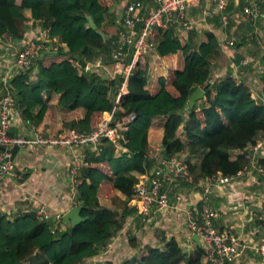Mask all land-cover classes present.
<instances>
[{
    "label": "trees",
    "instance_id": "obj_1",
    "mask_svg": "<svg viewBox=\"0 0 264 264\" xmlns=\"http://www.w3.org/2000/svg\"><path fill=\"white\" fill-rule=\"evenodd\" d=\"M117 1L0 0L1 38L23 39L26 20L33 17L61 42L58 51L45 53L11 80L19 109L29 122L42 127L53 121L54 131L62 133L67 128L89 131L105 121L122 78L87 71L84 65L98 56L111 63L116 22L107 20L115 14L110 10ZM26 9L31 13L26 14ZM98 29L105 32V39ZM189 29L179 33L173 27L155 29V48L139 61L129 77L128 91L120 98L122 110H134L135 118L120 125L122 137L103 138L99 154L87 146L86 162L73 188L76 201L83 204L81 214L88 218L71 226L62 219L41 218L35 210L15 216L0 211V264H82L98 254L134 212L129 200L137 177L153 165L148 144L159 130L161 155L187 152L194 177L219 171L232 175L243 167L245 155L238 152H249L264 137V103L229 73L211 83L210 57L219 54L220 43L208 30L206 39L199 41L196 30ZM197 86L205 96L188 107ZM193 156L198 157L197 164L191 161ZM258 162L264 166V157ZM118 196L126 202L122 211L105 204ZM128 244L135 251L120 264H199L206 253L198 244L186 251L174 237L164 248L136 236H129ZM93 264L115 263L99 259Z\"/></svg>",
    "mask_w": 264,
    "mask_h": 264
},
{
    "label": "crops",
    "instance_id": "obj_2",
    "mask_svg": "<svg viewBox=\"0 0 264 264\" xmlns=\"http://www.w3.org/2000/svg\"><path fill=\"white\" fill-rule=\"evenodd\" d=\"M228 1V11L231 16L229 23H224L219 16H213L205 22L193 23L190 29L196 30V38L199 41L206 39L204 32L208 30L216 35L220 43L219 54L210 57L213 65L211 81L217 82L229 73L235 79L240 78L245 82L251 88L255 99L257 95L260 100H264V19L259 16L255 20H237L241 17L243 5L251 4V1ZM259 4L264 14V0H260ZM206 6L212 8V1L200 0L198 4L189 6L191 19L196 20V16ZM25 11L26 14L31 13L29 9ZM110 12L116 13L117 5H114ZM110 15L108 22L116 19L115 14ZM26 24L27 29L23 39L16 41L11 37L2 38L3 46H0V53H6V47L9 45H12V50H16L26 39L36 36L40 28L48 30L40 19L33 17H28ZM256 33L263 36L262 42L249 39L250 34ZM230 39L235 40L234 45L228 43ZM245 58H248V63L242 62ZM255 79L259 81L256 82ZM256 100L260 102L259 99ZM30 123L23 117L21 110L17 109L11 131L14 134H28ZM38 127L52 132L55 130V122H48ZM161 135L159 130V134L154 135L156 139L148 144L149 156L161 155ZM72 151L75 149L65 146L29 145L21 147L13 158L19 175L9 174L0 179V211L15 216L31 210L36 212L42 210L45 217L54 221L61 220L62 215L78 203L68 173ZM238 153L245 155L243 167L240 169L242 172L235 174L225 184L213 182L211 185L212 197L218 213L217 224L221 228L232 229L240 237L241 246L232 264H264V255L257 249V244L263 235V226L250 212L251 209L264 205V178L255 167L259 155L252 152ZM178 154L186 161L187 152H178ZM191 161L197 164L199 160L198 157L193 156ZM208 182V176L193 177L191 182H178L176 192L183 194L182 200L176 202L173 194L171 196L172 206L155 210L152 221L148 225L141 224L135 212L129 214L122 229L108 240L98 254L86 258L82 264H93L99 259L120 264L125 257L135 251L128 244L129 236H136L143 243L161 248H164L165 243L174 237L186 251L195 249L198 244L203 245L204 252H206V245L202 242L199 244L193 238L194 232L186 223L183 209L199 200L201 190ZM105 204L119 211L126 206L125 200L119 196L115 201L106 200Z\"/></svg>",
    "mask_w": 264,
    "mask_h": 264
},
{
    "label": "built area",
    "instance_id": "obj_3",
    "mask_svg": "<svg viewBox=\"0 0 264 264\" xmlns=\"http://www.w3.org/2000/svg\"><path fill=\"white\" fill-rule=\"evenodd\" d=\"M210 1L213 7L203 8L202 19L219 16L224 23H227L229 21V1ZM245 1H251V4L246 3L244 7V11L248 13L251 20L259 16L264 19V14L260 10V0ZM198 2L200 0H125L123 2L118 0L115 13L116 31L111 39L112 61L107 63L103 56H98L88 61L84 69L102 72L105 76L112 78L121 77L122 83L115 104L105 121L89 131L67 128L62 133H56L44 131L31 122L28 134L11 133L15 113L19 109L17 97L11 87V80L20 71L31 67L45 53L58 51L61 42L50 37L48 30L40 28L36 36L26 39L16 50H12V45L7 46L6 53H0V179L9 174L19 175L13 160L9 158L10 148L15 144L20 147L65 146L75 149L71 152L72 159L68 170L73 187L75 176L86 162L87 146L99 154L102 150V139L115 140L122 137L120 125L135 118L134 110H122L120 98L128 91L129 77L137 69L139 61L146 60L155 48V29L173 27L176 32L188 30L194 23L189 15V6L198 4ZM229 43L233 44L234 40H230ZM0 46H3L1 37ZM236 81L240 83L242 80L236 78ZM210 82L213 81L210 80ZM120 110L124 113L116 116ZM249 151L258 154L259 158L264 157V142L259 139ZM152 158V167L137 177L129 200L130 206L134 208L139 222L143 225H148L152 221L155 210L172 206L171 196L173 194L176 202L182 200L183 194L176 192V184L180 181L191 182L193 179L187 162L178 153L170 157L160 155ZM255 167L264 178V166L258 160ZM241 172L239 170L236 174ZM234 175H225L219 171L208 176L209 182L204 184L199 200L183 209L189 229L197 234L201 242L206 245L207 251L199 264H232L234 256L239 252L241 246L239 235L232 229L221 228L217 224L218 213L211 187L213 182L219 184L229 182ZM250 212L263 226V235L257 244V249L264 255V205L251 209ZM37 213L41 218L45 217L42 210Z\"/></svg>",
    "mask_w": 264,
    "mask_h": 264
},
{
    "label": "water",
    "instance_id": "obj_4",
    "mask_svg": "<svg viewBox=\"0 0 264 264\" xmlns=\"http://www.w3.org/2000/svg\"><path fill=\"white\" fill-rule=\"evenodd\" d=\"M88 19L89 22L91 24V26L93 28H96L97 25L92 17L91 14H88ZM100 34L103 36V38L105 39V32L103 30H99ZM205 96V91L201 86H197L195 88V90L190 94L188 100H187V106L188 107H192L194 105H198L199 101L201 99H203ZM3 147V146H2ZM4 148V147H3ZM20 146L18 144H15L14 146H12L10 148V159L13 160L14 156L17 154V152L20 150ZM83 208V204L81 203H77L75 205H73L72 207H70L63 215H62V220L66 223V224H70L71 226H74L78 223H80L81 221L86 220L88 217L86 216H82L81 214V210ZM193 238L199 243L201 244V240L199 238V236L197 234H193Z\"/></svg>",
    "mask_w": 264,
    "mask_h": 264
},
{
    "label": "rangeland",
    "instance_id": "obj_5",
    "mask_svg": "<svg viewBox=\"0 0 264 264\" xmlns=\"http://www.w3.org/2000/svg\"><path fill=\"white\" fill-rule=\"evenodd\" d=\"M260 5V4H259ZM244 7H245V4L243 5V8H242V12H241V17L240 18H237V20H243V19H250L248 16V13H246L245 11H244ZM260 10H261V5H260ZM262 11V10H261ZM263 13V12H262ZM202 17H203V15H202V13L200 12L197 16H196V20H194V23H199V22H205L206 20H204V19H202ZM230 14H229V21H230ZM257 19V18H256ZM251 20V19H250ZM229 21L227 22V23H229ZM257 34V35H256ZM256 34H250V37H249V39L250 40H256V41H258V42H262V38H263V36L260 34V33H256ZM255 35V36H254ZM230 40H234V39H230ZM230 40H228V43H229V41ZM230 44V43H229ZM235 44V40H234V43L233 44H230V45H234ZM148 57V56H147ZM243 63H248V58H245L243 61H242ZM240 79V78H239ZM255 81L257 82V81H259L258 79H255ZM263 85H264V82H263ZM264 88V87H263ZM252 93V92H251ZM253 93L255 94V92L253 91ZM264 97V96H263ZM256 99H259L260 100V98L256 95ZM264 99V98H263ZM200 101H202V99L200 100ZM200 101H199V103H200ZM260 102L261 103H264V100H260ZM259 139H261L263 142H264V137L263 136H261ZM250 152V151H249ZM194 177V176H193ZM111 202H109V204H110ZM111 205V204H110ZM125 205H126V202H125ZM150 226V225H149Z\"/></svg>",
    "mask_w": 264,
    "mask_h": 264
}]
</instances>
